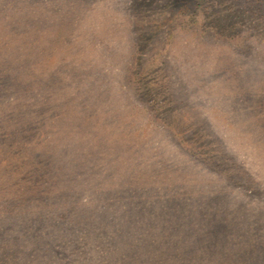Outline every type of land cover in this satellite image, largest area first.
Listing matches in <instances>:
<instances>
[{
    "label": "rangeland",
    "instance_id": "rangeland-1",
    "mask_svg": "<svg viewBox=\"0 0 264 264\" xmlns=\"http://www.w3.org/2000/svg\"><path fill=\"white\" fill-rule=\"evenodd\" d=\"M0 264H264V0H0Z\"/></svg>",
    "mask_w": 264,
    "mask_h": 264
}]
</instances>
